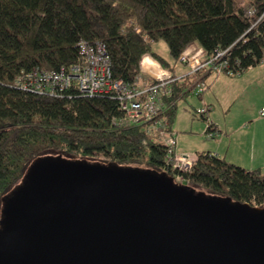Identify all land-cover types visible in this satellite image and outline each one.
<instances>
[{"label": "trees", "instance_id": "obj_1", "mask_svg": "<svg viewBox=\"0 0 264 264\" xmlns=\"http://www.w3.org/2000/svg\"><path fill=\"white\" fill-rule=\"evenodd\" d=\"M0 0V220L3 198L31 165L46 155L90 157L120 165H144L157 173L181 174L191 184L234 201L264 205V170L248 169L211 151H198L190 168L175 167L167 144L149 123L125 124L120 101L83 95L75 87L62 96L36 93L15 85L22 70L60 69L84 63L81 40L105 42L116 79L133 83L141 63L152 54L168 62L153 44L169 43L174 60L199 42L210 54L233 44L232 60L242 71L264 59V39L248 32L264 10V0ZM173 71V69L170 68ZM206 73V74H205ZM212 74H188L174 85V98L195 89ZM209 107V106H208ZM176 104L166 114L175 131ZM203 117L207 119L206 114Z\"/></svg>", "mask_w": 264, "mask_h": 264}, {"label": "water", "instance_id": "obj_2", "mask_svg": "<svg viewBox=\"0 0 264 264\" xmlns=\"http://www.w3.org/2000/svg\"><path fill=\"white\" fill-rule=\"evenodd\" d=\"M24 178L3 198L0 264H264V205L63 155Z\"/></svg>", "mask_w": 264, "mask_h": 264}, {"label": "built area", "instance_id": "obj_3", "mask_svg": "<svg viewBox=\"0 0 264 264\" xmlns=\"http://www.w3.org/2000/svg\"><path fill=\"white\" fill-rule=\"evenodd\" d=\"M245 15L252 19L248 32L255 31L264 39V10L256 16V9L249 6ZM235 44L228 48H218L212 53L199 43L191 44L184 52L181 61L191 66L189 74L199 71L212 73H228L238 75L243 73L239 59L232 60L231 54ZM84 63L60 69L36 67L31 70H22L15 79V85L24 90L62 96L66 91L75 87L87 96H111L119 99L120 108L124 111L125 124L149 123V132L158 133L160 139L167 144V156L176 158L175 167L178 169L190 168L193 157L179 156L177 153L178 139L175 131H169V122L166 114L176 104L174 85L184 76H177L174 71L165 68L152 54H146L141 63V75L129 83L116 79L113 72L112 58L105 42L81 40L78 44ZM191 49V52L188 51ZM186 76V75H185ZM208 83L201 79L195 85V91L202 95ZM210 108H203L201 115ZM264 115V108L262 110ZM142 120V121H141ZM210 129H217L215 123H210ZM176 181L183 183L186 179L181 174H175Z\"/></svg>", "mask_w": 264, "mask_h": 264}, {"label": "rangeland", "instance_id": "obj_4", "mask_svg": "<svg viewBox=\"0 0 264 264\" xmlns=\"http://www.w3.org/2000/svg\"><path fill=\"white\" fill-rule=\"evenodd\" d=\"M243 4H246L245 0H240ZM153 50L159 53L167 62V69H173L177 76L184 75L191 71V66L182 62L181 60H174L171 53L169 43L161 39L154 42ZM191 52V49L188 53ZM212 79L214 78H226L223 82L219 83L218 90L222 95H231L232 99H237L232 103L230 112H227L226 105H219L218 109L212 112H208V119H205L201 115L203 108H208L205 104L203 95L210 92L211 88L206 89V92L202 95L198 94V91L194 90L191 93L186 94L183 97L177 98V114L175 121V132L178 139L177 153L179 156H187L192 158L197 150L209 148L211 145L217 144V138L221 131L219 128L210 129V123H215L214 117L221 121L231 120L235 123H239L244 116L261 109L264 105V59L258 65L246 69L243 73L238 75H230L228 73H212ZM208 83V82H207ZM217 86V85H216ZM210 108V107H209ZM263 110V109H262ZM260 110V112L262 111ZM218 123V122H216ZM215 123V124H216ZM209 145V146H207ZM217 146V145H216ZM56 156V155H52ZM68 159L88 161L90 163H103L101 160L93 159L90 157H66ZM125 166V165H124ZM131 166H140L146 168L144 165L133 164ZM123 167V165H121ZM184 185L190 186L196 192H203L206 195L217 196L210 193L206 188L191 184L185 180ZM25 184V178L19 181L12 189V193Z\"/></svg>", "mask_w": 264, "mask_h": 264}, {"label": "crops", "instance_id": "obj_5", "mask_svg": "<svg viewBox=\"0 0 264 264\" xmlns=\"http://www.w3.org/2000/svg\"><path fill=\"white\" fill-rule=\"evenodd\" d=\"M188 74L189 72L181 76ZM211 75L212 74L203 79L208 82L207 89L211 88L210 92L205 93V91V94L203 93L205 104L210 107L212 112L218 109L219 105L224 107L229 105L227 106L228 108L225 109H227V112H230L232 103L236 102L237 99H232L231 95H222L218 91L220 90L218 84L223 82L226 78L221 79L218 77L212 79L213 76ZM263 108L264 105L261 109L253 111V113L248 112L250 114L244 116L239 123H235L231 120L221 121L214 117L215 123L218 122L215 124V127L219 128L221 131L217 138V144L211 145L209 148L199 149L197 152L211 151L248 169L261 168L264 170V115L262 111L260 112ZM173 128L175 129V122Z\"/></svg>", "mask_w": 264, "mask_h": 264}, {"label": "bare ground", "instance_id": "obj_6", "mask_svg": "<svg viewBox=\"0 0 264 264\" xmlns=\"http://www.w3.org/2000/svg\"><path fill=\"white\" fill-rule=\"evenodd\" d=\"M98 41H100V40H98Z\"/></svg>", "mask_w": 264, "mask_h": 264}]
</instances>
